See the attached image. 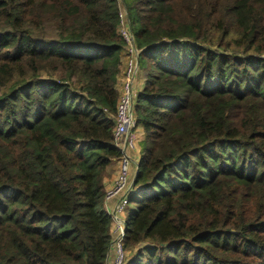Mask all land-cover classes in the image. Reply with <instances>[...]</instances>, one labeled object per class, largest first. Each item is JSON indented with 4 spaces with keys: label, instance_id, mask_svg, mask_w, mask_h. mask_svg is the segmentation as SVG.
I'll use <instances>...</instances> for the list:
<instances>
[{
    "label": "trees",
    "instance_id": "obj_1",
    "mask_svg": "<svg viewBox=\"0 0 264 264\" xmlns=\"http://www.w3.org/2000/svg\"><path fill=\"white\" fill-rule=\"evenodd\" d=\"M122 1L144 77L127 264H264V0ZM119 24L118 0H0V264L108 263Z\"/></svg>",
    "mask_w": 264,
    "mask_h": 264
},
{
    "label": "built area",
    "instance_id": "obj_2",
    "mask_svg": "<svg viewBox=\"0 0 264 264\" xmlns=\"http://www.w3.org/2000/svg\"><path fill=\"white\" fill-rule=\"evenodd\" d=\"M119 31L125 41L123 49V71L121 89L116 106L114 142L120 151L119 168L115 179L106 191L105 201L120 197L115 208L107 214L111 218V253L109 264H127L128 251L125 248L127 233V208L134 189L135 178L132 168L137 169L140 158L134 153L138 147L139 136L135 113L138 95V80L141 75L140 50L136 45L129 16L126 11H119Z\"/></svg>",
    "mask_w": 264,
    "mask_h": 264
},
{
    "label": "crops",
    "instance_id": "obj_3",
    "mask_svg": "<svg viewBox=\"0 0 264 264\" xmlns=\"http://www.w3.org/2000/svg\"><path fill=\"white\" fill-rule=\"evenodd\" d=\"M122 55H123V53H122ZM122 71H123V65L121 67V73L118 76V89H119V91L121 89V74H122ZM143 83H144V77H143V73H142L141 76H140V79L138 80V85H137L138 91L142 88ZM140 131H141V129L137 128V132H140ZM138 136H139V133H138ZM142 142H143V138H140V136H139L138 147H137V150L134 153V155L136 157L139 156V158H140V149H141L140 145H141ZM118 168H119V161L116 159V160L113 161V163H112V165H111V167L109 169V175L107 176V178L105 180V190L106 191H107V189H109V187L111 186L113 180L115 179V177L117 175V172H118ZM132 172H133V176L135 178L137 169L132 168ZM119 199H120V197H116V198H114L112 200L104 201V206H105V209H106L107 213L112 211L115 208V206L119 202ZM111 260H112V253L110 255V258H109L107 264H109Z\"/></svg>",
    "mask_w": 264,
    "mask_h": 264
},
{
    "label": "rangeland",
    "instance_id": "obj_4",
    "mask_svg": "<svg viewBox=\"0 0 264 264\" xmlns=\"http://www.w3.org/2000/svg\"><path fill=\"white\" fill-rule=\"evenodd\" d=\"M30 1H32V0H30ZM118 4H119V11L121 10V11H126L127 12V14H128V11H127V9H126V7H125V5H124V3H123V1L122 0H118ZM130 20V19H129ZM37 21V24L39 23L38 22V20H36ZM131 22V21H130ZM47 30H49V28H47ZM141 129V128H140ZM139 133V136H140V138H143L144 137V131L141 129V131L140 132H138ZM131 216H132V214H127V218H126V220L128 221L130 218H131ZM131 251V250H130ZM134 254H131V255H128V257H127V262L129 261V258H130V256H133Z\"/></svg>",
    "mask_w": 264,
    "mask_h": 264
},
{
    "label": "water",
    "instance_id": "obj_5",
    "mask_svg": "<svg viewBox=\"0 0 264 264\" xmlns=\"http://www.w3.org/2000/svg\"><path fill=\"white\" fill-rule=\"evenodd\" d=\"M136 178V177H135Z\"/></svg>",
    "mask_w": 264,
    "mask_h": 264
}]
</instances>
